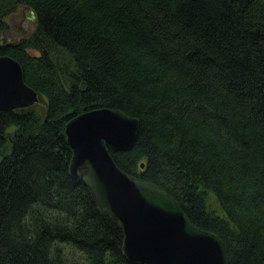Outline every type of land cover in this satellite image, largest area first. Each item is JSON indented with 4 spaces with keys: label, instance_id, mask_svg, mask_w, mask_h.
I'll list each match as a JSON object with an SVG mask.
<instances>
[{
    "label": "trees",
    "instance_id": "trees-1",
    "mask_svg": "<svg viewBox=\"0 0 264 264\" xmlns=\"http://www.w3.org/2000/svg\"><path fill=\"white\" fill-rule=\"evenodd\" d=\"M21 7L36 28L0 56L47 110H0V264H132L70 168L67 123L102 108L139 121L132 149L109 150L123 172L174 197L230 264H264V0H0V34Z\"/></svg>",
    "mask_w": 264,
    "mask_h": 264
},
{
    "label": "water",
    "instance_id": "water-1",
    "mask_svg": "<svg viewBox=\"0 0 264 264\" xmlns=\"http://www.w3.org/2000/svg\"><path fill=\"white\" fill-rule=\"evenodd\" d=\"M39 100L21 65L0 56V110L26 109ZM138 132L136 118L108 108L82 113L65 129L73 152L71 173L88 186L100 211L119 223L124 257L132 264H230L225 243L195 227L174 197L117 166L109 150L129 151Z\"/></svg>",
    "mask_w": 264,
    "mask_h": 264
},
{
    "label": "rangeland",
    "instance_id": "rangeland-1",
    "mask_svg": "<svg viewBox=\"0 0 264 264\" xmlns=\"http://www.w3.org/2000/svg\"><path fill=\"white\" fill-rule=\"evenodd\" d=\"M24 10H25L24 8H19L14 14H12L11 16H9L7 18L9 29L7 31L2 32L0 35L6 34V38H9V37L12 39L17 38V40H19V39H22L23 34L27 33V32H25L26 29L31 30L30 28L36 27V25H37L36 22L28 21V19L23 20L24 19V13H25ZM18 27H21V28L25 27V30L23 32L21 31L20 33H18V30H19ZM39 97H40L39 102L36 103L32 108L36 109L39 113L44 115L46 113V110H47V100L43 96L39 95ZM212 200H213L212 209L219 211V208L216 205V202L214 201V199H212Z\"/></svg>",
    "mask_w": 264,
    "mask_h": 264
},
{
    "label": "crops",
    "instance_id": "crops-1",
    "mask_svg": "<svg viewBox=\"0 0 264 264\" xmlns=\"http://www.w3.org/2000/svg\"><path fill=\"white\" fill-rule=\"evenodd\" d=\"M24 11H25V13H24V19L23 20L30 19V16H29L30 14L26 10H24ZM18 29H19L18 30V33H20L21 31L23 32L25 30V27H22V28L21 27H18ZM30 29L31 30H29V29H26L25 30V32H27V33L26 34H23V37L30 35L33 32V30H34V27H32ZM0 40L9 41L10 43H13L14 41H18L17 38L16 39H12L10 37L9 38H6V34L0 35Z\"/></svg>",
    "mask_w": 264,
    "mask_h": 264
},
{
    "label": "flooded vegetation",
    "instance_id": "flooded-vegetation-1",
    "mask_svg": "<svg viewBox=\"0 0 264 264\" xmlns=\"http://www.w3.org/2000/svg\"><path fill=\"white\" fill-rule=\"evenodd\" d=\"M7 45V43H5Z\"/></svg>",
    "mask_w": 264,
    "mask_h": 264
}]
</instances>
